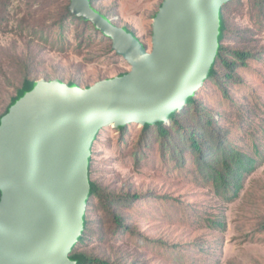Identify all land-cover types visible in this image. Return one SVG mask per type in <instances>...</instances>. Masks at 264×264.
I'll return each instance as SVG.
<instances>
[{"label":"rangeland","instance_id":"rangeland-1","mask_svg":"<svg viewBox=\"0 0 264 264\" xmlns=\"http://www.w3.org/2000/svg\"><path fill=\"white\" fill-rule=\"evenodd\" d=\"M163 2L98 0L95 7L134 31L151 52L153 20ZM70 5L69 0H0V116L25 79H58L85 88L131 71L95 34L85 44L83 25L69 24L64 34L69 50L56 51L52 42L58 22ZM226 18L231 30L241 34L237 41L233 36L230 46L260 58L250 60L238 71L239 82L222 90L206 82L196 99L228 132L224 137L232 147L252 157L258 148L264 156V12L254 0H241L230 5ZM246 31L249 42L244 41ZM126 127L124 132L101 130L93 149L92 181L115 195H142L120 210L128 217L130 233L118 230L95 199L94 234L78 253L120 264H264L263 160L245 180L240 197L229 203L218 196L213 182L202 178L191 152L184 153L181 165L141 125ZM211 218L224 221L222 231L208 227Z\"/></svg>","mask_w":264,"mask_h":264},{"label":"water","instance_id":"water-1","mask_svg":"<svg viewBox=\"0 0 264 264\" xmlns=\"http://www.w3.org/2000/svg\"><path fill=\"white\" fill-rule=\"evenodd\" d=\"M70 11L113 42L131 71L81 87L39 80L0 118V264H77L85 231L92 149L100 132L170 123L205 86L233 0H164L153 50L92 5Z\"/></svg>","mask_w":264,"mask_h":264},{"label":"trees","instance_id":"trees-1","mask_svg":"<svg viewBox=\"0 0 264 264\" xmlns=\"http://www.w3.org/2000/svg\"><path fill=\"white\" fill-rule=\"evenodd\" d=\"M91 1L93 7H95V2L98 0ZM240 1L241 0H233L223 7V33L221 45L215 64L207 80V82L217 85L221 90L228 87V85L239 82L240 76L238 71L247 67L250 60L260 58L259 55H255V53L251 51L232 48L230 46L233 36H235L234 39L237 41L241 34L239 30H231L229 18H226V13L229 11L231 4L236 2L239 3ZM254 2L256 7L260 8L261 12H264V0H254ZM99 11L102 13V10ZM106 16L108 17V15ZM69 24L84 26L85 34H89L87 36L85 34L82 35L85 44H91V34H95L99 39L109 43L110 48H112V40L110 38L98 31L91 23L73 15L70 11V7H68L66 8L64 17L58 22L59 33L52 42L57 52L67 53L69 50L64 37L65 32L70 26ZM130 31L136 35L134 31ZM248 33L250 34L249 31H246V38H244L246 42H249ZM42 36L46 38V36ZM34 82L35 81L25 79L22 88L18 90L17 94L24 87H29ZM69 84L73 85L76 83L70 82ZM225 93H227V91H225ZM15 99L16 97L11 100L5 113L0 116V118L8 112ZM170 123V126L164 123L153 126L145 125L143 126V132L147 136H153L155 138L153 142L156 141L162 146L161 151L165 154H171L170 159L180 161L181 165L185 162L184 153L191 152L194 160L198 162L197 170L200 172V175L203 179L213 182L218 196L229 203L237 200L244 189L245 180L258 170L260 167V160L264 162V156H262L259 149L257 148L255 150L254 156L252 157L232 147L227 137H224L228 132L224 133V130L220 128L219 122L214 118L213 112L206 109L202 102L198 101L196 97L189 100L187 107L183 111L173 114L170 117ZM126 129L127 127H124L118 129V131L124 132ZM98 139L99 136L95 143ZM93 149L90 166L91 195L88 201L85 231L80 238L79 244L74 247L72 259L76 260L77 264H120L104 261L100 258H93L85 253L77 252V248L83 246L87 242L88 236L94 234L92 212L95 199H98L101 206L107 210V215L115 220L118 230H126V232L130 233V230L126 227L128 217H123L120 214V210L131 207L133 204L132 202L142 197V195L130 194L115 195L101 190V187L92 181ZM207 222L210 229L218 228L222 231L225 227L224 221L219 218H211L208 219Z\"/></svg>","mask_w":264,"mask_h":264},{"label":"bare ground","instance_id":"bare-ground-1","mask_svg":"<svg viewBox=\"0 0 264 264\" xmlns=\"http://www.w3.org/2000/svg\"><path fill=\"white\" fill-rule=\"evenodd\" d=\"M112 128H114L113 126H111Z\"/></svg>","mask_w":264,"mask_h":264}]
</instances>
